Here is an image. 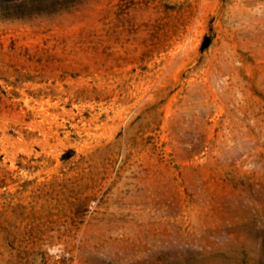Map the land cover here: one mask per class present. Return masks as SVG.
<instances>
[{
	"label": "rangeland",
	"instance_id": "obj_1",
	"mask_svg": "<svg viewBox=\"0 0 264 264\" xmlns=\"http://www.w3.org/2000/svg\"><path fill=\"white\" fill-rule=\"evenodd\" d=\"M0 264H264V0H0Z\"/></svg>",
	"mask_w": 264,
	"mask_h": 264
},
{
	"label": "trees",
	"instance_id": "obj_2",
	"mask_svg": "<svg viewBox=\"0 0 264 264\" xmlns=\"http://www.w3.org/2000/svg\"><path fill=\"white\" fill-rule=\"evenodd\" d=\"M56 1H60V0H56Z\"/></svg>",
	"mask_w": 264,
	"mask_h": 264
}]
</instances>
